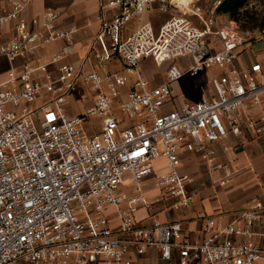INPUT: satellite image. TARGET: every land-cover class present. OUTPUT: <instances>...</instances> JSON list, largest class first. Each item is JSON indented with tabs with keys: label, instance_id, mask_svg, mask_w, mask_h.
Listing matches in <instances>:
<instances>
[{
	"label": "built area",
	"instance_id": "built-area-1",
	"mask_svg": "<svg viewBox=\"0 0 264 264\" xmlns=\"http://www.w3.org/2000/svg\"><path fill=\"white\" fill-rule=\"evenodd\" d=\"M222 1L206 19L193 12L202 23L197 27L179 0H106L102 8L112 13H99V30L85 61L94 59L105 68L117 57L124 68L101 76L81 74L68 63L49 73L37 50L65 40L67 46L52 57L58 61L70 52L75 29L59 28L52 8L26 20L22 11L31 0H4L0 58L10 67L0 76V264H130V249L144 254L151 247L166 260L175 253L180 264H264V246L220 238L251 236L252 226L264 219V199L240 214L243 228L205 218L204 236L196 241L181 236L178 222L154 219L141 227L135 218L140 207H148L137 183L155 173L156 159L163 158L168 168L155 175L157 188L178 198L174 207L187 206L186 186L193 177L180 171V154L202 153L210 171L224 172L220 183L226 184L233 170L217 160L211 144L228 134L261 132L245 110L262 101L264 69L260 63L243 70L236 66L235 50L245 38L233 20H217ZM152 10L169 15L157 28L151 21L139 22L125 34L131 19ZM9 24L13 33L2 43ZM260 30L264 36V27ZM17 59L23 60L19 71L13 66ZM144 59L156 65L182 59L184 64H170L166 80L151 87L138 70ZM213 67L223 71L212 79L211 95L163 110L174 81ZM127 74L134 75L133 81ZM78 79L94 100L81 115L68 117L63 105ZM127 85L126 99L115 111L120 89ZM93 118L101 119V127L88 133L85 123ZM125 173L137 184L128 198L117 191ZM108 206L114 210L106 212Z\"/></svg>",
	"mask_w": 264,
	"mask_h": 264
},
{
	"label": "crops",
	"instance_id": "crops-1",
	"mask_svg": "<svg viewBox=\"0 0 264 264\" xmlns=\"http://www.w3.org/2000/svg\"><path fill=\"white\" fill-rule=\"evenodd\" d=\"M105 1L31 0L24 8L22 15L26 20H30L33 16L39 15L46 8H52L58 13L57 25L59 28L65 30L75 29L70 43V52L58 61L53 62L52 57L54 54L60 53L67 46L65 40H54L37 50L36 56L48 64L49 73L56 74L58 66L64 63L72 64L81 74H88L91 71H95L99 75L104 76L107 73L121 72L123 70L124 65L117 57L111 58L105 68L98 66V63L94 59L89 62L85 61L89 51V44L99 30V13L104 12L106 15L112 13V10L102 8L104 7ZM3 2L4 0H1L0 5ZM153 11L158 12L157 10L148 12ZM161 14L167 17L169 15L166 13ZM149 21L152 22L155 28L160 24L157 26L154 20L150 19ZM192 22L195 24L193 20ZM130 31L129 29L124 30L125 34L130 33ZM12 33L11 24H9L5 27L1 42L6 43ZM261 40L264 41V39ZM246 43L244 42L241 45L243 49L237 54L238 56L236 55V66L240 70H243L248 69L254 63H260L264 69V64L261 61L264 57V50L261 52L253 51L251 48H247ZM22 61V59H17L14 62L13 66L17 71L20 70ZM152 65L156 64L151 59H144L138 66L140 74L148 80L149 86L151 87L159 85L166 80V71L169 66L163 69L160 77L156 78L154 76L156 73L152 71ZM9 67L10 64L3 58H0L1 77L4 76L3 72L9 69ZM38 74L36 73V75ZM207 74H209L208 71H205L197 74L194 78L195 84L200 86L203 92V95L195 100L196 102L213 93L212 79L220 75ZM128 78L129 82H131L134 79V75L131 74ZM179 80L172 83L171 97L166 101L163 108L166 112L174 110L184 104L176 97L182 91L180 84H178ZM103 89L104 91L108 90L105 83L103 84ZM127 90L128 85L120 89L119 97L115 103V111H117V104L126 99ZM76 95L75 93H71L64 102V110L68 117L81 115L85 108L93 103V95L84 100L78 98V95ZM46 98L44 96L38 99L34 103V106H39ZM118 115L120 116V113ZM245 116L251 117L257 127L261 128L259 134L246 132L240 137L228 134L225 139L211 144V147L216 152L217 160L233 170L229 181L226 184L220 183L224 178V172L222 170L210 171L202 153L183 151L180 154L179 169L181 172L189 173L193 177L191 183L186 186L187 192L191 196L190 203L187 206L174 207L173 204L178 198L161 192L154 184L153 187L143 190L145 198L148 201V207H140L135 214L139 226H150L154 219L162 223L178 222L182 226L181 236L192 241L203 238L205 218L211 217L216 222H220L224 227L235 225L243 228L245 226L242 222H238L240 214L250 208L257 200L264 199V96L260 103L249 105L246 108ZM95 119H98L100 124H96L94 127L91 125L90 127L89 121L91 120L85 123V128L88 133H95L100 130L101 119ZM224 147H227V149H224ZM154 166L155 173L151 175L153 177L156 174L168 170L163 158L156 159ZM197 170L200 173H196ZM125 207L126 203L124 202L121 205V209ZM113 210L110 206L106 208V212ZM113 224L117 226L118 221H113ZM220 238L229 239L234 243L250 240L256 245L264 246V219L252 226L251 236L234 233L223 234ZM126 259L131 261L130 264H180L175 253H173L170 259L166 260L161 258L159 249L154 247L148 248L144 254H137L133 249H130L126 255ZM100 264L108 263L101 262Z\"/></svg>",
	"mask_w": 264,
	"mask_h": 264
},
{
	"label": "rangeland",
	"instance_id": "rangeland-1",
	"mask_svg": "<svg viewBox=\"0 0 264 264\" xmlns=\"http://www.w3.org/2000/svg\"><path fill=\"white\" fill-rule=\"evenodd\" d=\"M216 1L217 0H194L191 4H189V7L185 9L186 16L189 17L191 20H193L195 22V25H197V27H201L202 23L200 19L196 15H194L193 12L195 13L198 12L203 19H206L207 17L210 16V11L214 7ZM218 7L216 8V10L218 9ZM166 17H167L166 15H163L156 11L153 12L145 11L140 17L136 16L133 19H131L130 22L125 26V30L129 29L133 31L139 22L143 23L149 21L150 19L154 20L157 23L156 25L158 26V24L164 21ZM225 17L226 16L223 14H216V18L219 21L224 20ZM263 17H264V0H246L245 3L233 13L234 20L230 19L236 23L237 27L242 32L245 38L244 42H247L246 43L247 48H251V50L256 52H261L264 50V41L261 40L264 39V36H262L260 33ZM257 40H261V41H257ZM242 49H243L242 46L238 47L235 50V54L236 55L239 54V52ZM263 59L264 57L262 58L261 61L264 64ZM170 64L183 65L184 61H182V59H177L174 61L163 63L161 65H152V71L156 73L154 74V76L156 78L160 77L162 75L161 73L163 69ZM205 71H208V73L212 75H219L222 72V69L218 67H213L210 69L203 70L199 72V74ZM127 76L129 77L131 76V74H127ZM194 78L195 77L186 76L178 81V84H180L182 91L176 97L183 103L196 102L195 100L201 95H203L202 88L200 86H197V84H195ZM72 93L77 94L78 98H82L83 100L93 95V92L90 91L89 86L85 84L82 81V79L77 80ZM120 118L126 121L125 119L126 117L121 114H120ZM94 119L95 118L89 121L90 127L91 125L94 127L96 126V124L97 125L100 124V121L98 119L95 120ZM130 178H131L130 174L125 173L122 182L118 185L117 188V191L120 194L123 193L126 196V198H128L130 195L134 193V189L137 184L140 185L142 190H147L148 188L153 187L154 184L156 186L155 177L153 176L144 178L137 184L131 181Z\"/></svg>",
	"mask_w": 264,
	"mask_h": 264
},
{
	"label": "trees",
	"instance_id": "trees-1",
	"mask_svg": "<svg viewBox=\"0 0 264 264\" xmlns=\"http://www.w3.org/2000/svg\"><path fill=\"white\" fill-rule=\"evenodd\" d=\"M246 0H224L223 3L216 10V14L225 15V19H233V13L241 7ZM228 16V17H227ZM264 27V17L262 19L261 28Z\"/></svg>",
	"mask_w": 264,
	"mask_h": 264
},
{
	"label": "bare ground",
	"instance_id": "bare-ground-1",
	"mask_svg": "<svg viewBox=\"0 0 264 264\" xmlns=\"http://www.w3.org/2000/svg\"><path fill=\"white\" fill-rule=\"evenodd\" d=\"M179 1L187 5V7H189V4H191L194 0H179Z\"/></svg>",
	"mask_w": 264,
	"mask_h": 264
}]
</instances>
